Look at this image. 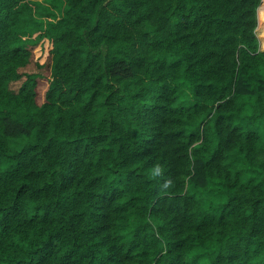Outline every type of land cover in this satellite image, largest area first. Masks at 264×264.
Segmentation results:
<instances>
[{
	"label": "trees",
	"instance_id": "16d2710c",
	"mask_svg": "<svg viewBox=\"0 0 264 264\" xmlns=\"http://www.w3.org/2000/svg\"><path fill=\"white\" fill-rule=\"evenodd\" d=\"M0 264H264V0H0Z\"/></svg>",
	"mask_w": 264,
	"mask_h": 264
}]
</instances>
